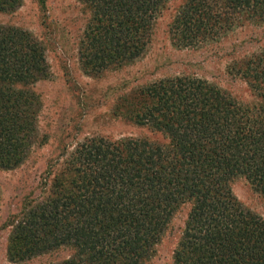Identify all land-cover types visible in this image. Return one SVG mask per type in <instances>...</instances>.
Wrapping results in <instances>:
<instances>
[{
    "label": "trees",
    "instance_id": "obj_1",
    "mask_svg": "<svg viewBox=\"0 0 264 264\" xmlns=\"http://www.w3.org/2000/svg\"><path fill=\"white\" fill-rule=\"evenodd\" d=\"M78 1L90 12L80 63L96 76L144 55L168 2ZM20 5L0 0L3 11ZM248 23H264V0H185L169 36L176 47L198 48ZM227 72L243 78L256 99L242 102L194 75L164 76L120 107L167 142L94 135L78 142L58 168L49 163L44 195L25 200L7 218L9 259L68 246L72 254L54 264H145L173 214L187 205L174 264H264V219L231 189L242 176L264 198V46L230 63ZM48 74L41 42L28 30L0 24L1 168L28 157L39 110L30 85Z\"/></svg>",
    "mask_w": 264,
    "mask_h": 264
},
{
    "label": "rangeland",
    "instance_id": "obj_2",
    "mask_svg": "<svg viewBox=\"0 0 264 264\" xmlns=\"http://www.w3.org/2000/svg\"><path fill=\"white\" fill-rule=\"evenodd\" d=\"M184 1L168 0L155 20L144 55L99 76L85 72L80 63L79 43L90 18L89 9L81 2L21 0L14 11L0 10V24L28 30L41 42L49 67L47 77L30 85L39 97L32 149L19 166L0 167V264H54L73 252L61 246L20 262L10 260L7 253L12 228L7 218L18 212L25 200L44 195L41 182L49 163L58 168L78 142L94 135L167 142L160 132L123 115L121 102L128 104V98L139 94L143 85L164 76L186 74L207 79L242 102L256 99L246 81L229 74L227 67L264 46V23H248L202 47H176L169 36V24ZM231 189L246 209L264 219V198L244 177H235ZM187 211L184 205L173 214L145 264H174L173 253Z\"/></svg>",
    "mask_w": 264,
    "mask_h": 264
}]
</instances>
